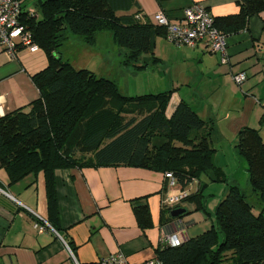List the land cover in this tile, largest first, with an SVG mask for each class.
Here are the masks:
<instances>
[{
  "label": "trees",
  "instance_id": "obj_1",
  "mask_svg": "<svg viewBox=\"0 0 264 264\" xmlns=\"http://www.w3.org/2000/svg\"><path fill=\"white\" fill-rule=\"evenodd\" d=\"M238 4L237 13L214 16L215 26L226 36L245 29L249 18L264 10V0H238ZM37 6L33 13L23 6L21 21L46 52L49 64L33 75L39 97L0 117V167L6 169L10 183L42 173L49 213L45 221L59 232L57 169L128 165L163 174L171 171L182 188L198 179L199 190L178 206L187 211L173 217L172 209L163 206V223L202 211L212 218L211 227L178 246L163 244L156 258L165 264H264L260 129L242 127L234 144L248 164L251 189L259 199L253 203L239 183H231L227 176L214 179V172L218 173L217 150L211 144L215 123L201 117L186 100L167 116L174 90L129 96L115 81L76 68L61 56L59 48L69 33L93 45L97 35L106 31L127 49L125 65L146 68L139 64L140 58L154 54L157 38L165 36L166 29L155 17V21L144 19L140 9L133 11L137 0H38ZM205 175L226 184L213 213L207 208ZM133 210L141 228L153 226L144 199H134Z\"/></svg>",
  "mask_w": 264,
  "mask_h": 264
},
{
  "label": "crops",
  "instance_id": "obj_2",
  "mask_svg": "<svg viewBox=\"0 0 264 264\" xmlns=\"http://www.w3.org/2000/svg\"><path fill=\"white\" fill-rule=\"evenodd\" d=\"M22 1L29 9L25 0ZM193 4L205 6L216 18L235 14L240 9L238 0H137L133 11L140 9L141 17L152 21L162 12L172 21L182 22L184 9ZM74 40L84 44L87 51V47L95 45L71 35L67 43ZM60 53L75 66L69 57H64L65 53ZM227 54L228 62L222 63V55L210 52L204 40L194 47L178 46L161 35L154 54L140 58L139 64L147 67L134 66L135 74L156 65L167 69L173 87L166 91L174 90L166 110L168 117L182 100L191 104L194 95L202 99L200 104L194 100L191 106L201 117L212 120L215 129L217 126V134L214 131L211 137V144L217 150L215 157L220 155L222 141L227 140L223 135L228 132L218 125L219 117L225 119L235 139L244 126L259 128L264 139V10L251 16L245 29L227 36ZM48 64V56L41 48L30 51L19 47L12 53L0 46V117L28 106L39 97L33 75ZM240 72L247 74V80L239 85L233 76ZM157 75L162 77L159 72ZM217 157L215 162L220 166L227 164ZM236 161L242 164L240 159ZM55 176L60 236L50 229L39 233L34 228L36 218L47 220L49 216L43 174H29L11 184L6 169L0 167V264H75L65 242L81 264H95L99 258L119 252L131 264H139L156 258L165 230L172 232L176 223L183 221L174 218L163 223L166 181L162 172L117 165L57 169ZM198 189L199 186H193L192 192ZM137 198L149 205L153 221L150 228L139 226L133 210V200ZM216 204L207 202L211 213ZM191 214L203 219L183 221L189 237L211 227L212 218L202 211Z\"/></svg>",
  "mask_w": 264,
  "mask_h": 264
},
{
  "label": "built area",
  "instance_id": "obj_3",
  "mask_svg": "<svg viewBox=\"0 0 264 264\" xmlns=\"http://www.w3.org/2000/svg\"><path fill=\"white\" fill-rule=\"evenodd\" d=\"M22 0H0V46L12 53L19 47L27 48L30 51L39 50V45L34 41L32 33L22 23L23 12ZM30 10V9H29ZM34 12V10H30ZM156 22L165 27L166 39L168 42L178 46L194 47L200 41H206L210 52L220 53L221 62H228L227 54V36L224 35L216 26L214 15L203 5L193 4L184 9V18L182 22L172 21L166 14L159 12L155 15ZM237 84H242L247 80V74L240 72L233 76ZM166 181L165 192L163 194V206L174 209L183 205L189 192V186L196 184L194 180L187 188H182L174 172L168 171L164 174ZM195 182V183H194ZM40 220L34 223V228L43 233L47 229L59 233L47 221ZM187 225L181 220L176 223L174 231L165 230L161 243L165 245L178 246L182 244L189 236ZM60 236V235H59ZM63 239V238H62ZM64 241V240H63ZM65 242V241H64ZM69 249L75 264H81L76 260L74 253L69 245ZM95 264H131L125 254L119 252L99 258ZM139 264H165L158 258H153Z\"/></svg>",
  "mask_w": 264,
  "mask_h": 264
},
{
  "label": "rangeland",
  "instance_id": "obj_4",
  "mask_svg": "<svg viewBox=\"0 0 264 264\" xmlns=\"http://www.w3.org/2000/svg\"><path fill=\"white\" fill-rule=\"evenodd\" d=\"M36 1L37 0H25L26 2L25 5L29 6L30 10L36 11L39 9L38 6L36 5ZM69 35L83 38L82 36L75 35L73 33H69ZM96 38L97 40L95 41V45L87 47L89 51L85 49L84 44L82 46V44L79 43L77 40L71 41V43H67L66 41L59 48V51L65 53L64 56L65 58L69 57L74 62L75 64L74 67L91 69L98 76L106 77L115 81L119 85L121 92L129 96L143 94V93H150V92L158 93V92L166 91L173 87L172 84L169 83L170 74L165 67L164 69H162L161 67L162 65L155 64L156 66H154V68L150 69L149 71L146 72L144 71L135 74L136 71L134 70L135 67L133 65H125L127 49L115 43L112 38V35L109 32L106 31L101 32L97 35ZM98 53H100V56L97 55ZM102 56L104 58V61H102ZM157 68L159 69V71H157ZM158 72L162 75V77H159L157 75ZM192 99L198 100L199 104L202 101V99L199 96H195V95L192 96ZM194 100H192L191 104L194 103ZM195 108L198 107L195 106ZM218 119H220L218 125H220L223 130L225 131L227 130L228 132L226 135H223L224 137L227 138V140L222 141L223 148H221L222 150L220 151V155L216 157L218 158L219 161L227 162V164H223V166H220L218 162H217L218 164L215 162L216 163L215 165H217L218 168L219 175L218 173L214 172V179L219 178L222 180L224 177L227 176L231 183L234 182L239 183L240 187L247 193V199L249 201L253 203L258 202L259 201L258 196L254 194L251 189L248 164L243 157H239V155L236 154L237 150L235 149L234 144L237 139L233 138V135H231V128L228 129V124L226 123L225 119L223 120V117H219ZM216 131H217V126L214 135L217 134ZM234 139L235 142L233 143ZM216 157H214V160ZM236 158L242 161L241 165H238ZM210 176L212 175L210 174ZM197 181L198 182H196V184L191 185L189 187V192L191 191L190 192L191 194L193 193L192 192L193 186L194 188L195 186L196 187L199 186V188L201 187L202 183L198 179ZM202 181L204 182V184H206L204 193L207 202L209 203L212 202L213 205L215 203L218 204L219 200L223 197V195L226 192L225 189L226 184L224 182H217V181L212 182L210 181L207 175L202 177ZM187 207L190 208L191 205L188 204ZM191 213L197 214V211ZM191 213L189 214L187 213L182 216L183 221L185 223L192 220L199 221L201 220V218L203 219L202 216L197 218V215Z\"/></svg>",
  "mask_w": 264,
  "mask_h": 264
},
{
  "label": "water",
  "instance_id": "obj_5",
  "mask_svg": "<svg viewBox=\"0 0 264 264\" xmlns=\"http://www.w3.org/2000/svg\"><path fill=\"white\" fill-rule=\"evenodd\" d=\"M186 211H187V209L184 208V207H177V208H174V209L171 210V215L173 217H177V216L185 213Z\"/></svg>",
  "mask_w": 264,
  "mask_h": 264
}]
</instances>
